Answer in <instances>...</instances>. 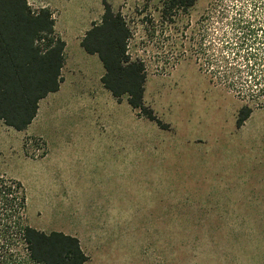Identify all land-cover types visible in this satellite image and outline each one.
Segmentation results:
<instances>
[{"label": "rangeland", "instance_id": "rangeland-1", "mask_svg": "<svg viewBox=\"0 0 264 264\" xmlns=\"http://www.w3.org/2000/svg\"><path fill=\"white\" fill-rule=\"evenodd\" d=\"M105 1L132 31L144 103L167 129L115 100L80 46L104 0H27L65 43L60 88L31 125L0 122V176L22 184L28 225L77 237L86 264H264V105L235 127L264 97L243 71L228 88L200 50L224 37L261 55L243 33L264 26V0H197L173 17L165 0ZM11 254L6 264H27Z\"/></svg>", "mask_w": 264, "mask_h": 264}, {"label": "trees", "instance_id": "trees-1", "mask_svg": "<svg viewBox=\"0 0 264 264\" xmlns=\"http://www.w3.org/2000/svg\"><path fill=\"white\" fill-rule=\"evenodd\" d=\"M196 1L165 0V13L173 17L179 11L186 12ZM103 5L101 21L85 33L81 48L98 57L104 71L100 82L115 100L125 98L132 110L167 129L144 103L146 69L142 60L132 58L128 52L131 29L121 13L114 12L105 0ZM209 19L208 15L206 20ZM244 24L249 28L243 33V41L264 46V26ZM223 39L219 43H204L203 39L200 50L204 65L213 75H222L223 83L232 90L239 83L235 75L245 72L250 78L247 81L254 83L257 97H264V52L255 58L254 52H241L239 45ZM64 51L65 43L56 36L47 8L33 10L27 0H0V122L6 127L17 132L27 129L37 115L40 101L59 90ZM258 101L245 102L239 108L237 129L249 119L255 105H264V100ZM26 211L22 184L0 176V255L5 264L13 252L27 264H86L88 256L77 237L57 231L45 233L29 226Z\"/></svg>", "mask_w": 264, "mask_h": 264}]
</instances>
